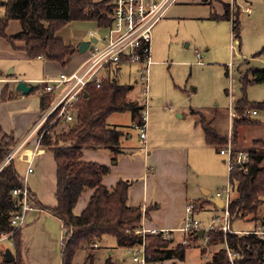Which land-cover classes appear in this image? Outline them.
<instances>
[{"label":"trees","instance_id":"trees-1","mask_svg":"<svg viewBox=\"0 0 264 264\" xmlns=\"http://www.w3.org/2000/svg\"><path fill=\"white\" fill-rule=\"evenodd\" d=\"M4 16L0 17V35L7 36L11 21L21 24V31L9 38L13 43L20 42L31 58H43L65 67L76 53L78 47L66 44L57 33L74 21H94L99 28H107L112 23V0H1ZM211 20H227L232 23V31L238 37L240 20L238 12L231 4H224V13H212ZM264 52V49L263 51ZM244 96L237 102L232 117L233 135L231 138L221 136L211 121H207L201 112L193 111L198 116L197 124L201 126L205 142L216 145L219 151L229 143L236 142L238 129L256 121L243 114L249 109L264 110V102L251 103L246 98V89L252 84L264 83V69L251 67L240 78ZM31 86V85H30ZM32 86L30 94L40 91ZM131 86L120 83L119 79H106L100 87L90 85L77 104L75 119L70 124L57 122L49 129L39 143V148L51 152L56 163L57 205L44 206L29 189V201L34 208L48 212L58 218L63 225V244L61 264H118L109 255L104 262H98L96 250L104 237L116 239L119 249H132L141 245L143 238L136 233L142 217L141 207L129 204L130 188L134 181L120 179L112 188L103 184L110 174L111 166L83 159L85 150H106L112 153V164L124 153L122 139L126 132L107 123L114 113L130 112L134 123L141 124L143 116L140 102L130 98ZM29 94V95H30ZM7 83L1 90L0 102L17 99ZM54 93L40 91V109L43 114L53 103ZM19 140L13 133H7L0 124V235L11 234L14 243L13 262H7L6 253H1L0 264H26L23 255L22 228H15L11 219L20 212L23 205L21 195L14 190L24 187V179L19 175L16 158L7 162L8 155L18 146ZM262 145L259 142L256 143ZM257 149V147H256ZM251 150V171L248 174L235 169L229 174L230 182L236 186L237 196L228 207L233 221L254 215L259 219L260 209L264 205V150ZM93 191L86 208L77 214L76 207L81 197ZM196 211L212 207L220 211L207 196L193 201ZM147 216L149 210L147 209ZM264 227V222H263ZM195 232L185 237L186 243H174L171 235L162 233L146 236L147 252L152 261L159 264L166 258L185 259L186 252L197 238ZM206 245L201 253L205 255L207 247L214 249L212 258L203 264H264V239L255 235L225 234L219 230H210L203 237ZM97 245V246H96ZM96 246V247H95ZM80 251L85 252L82 261L77 260ZM229 252L238 256L233 260Z\"/></svg>","mask_w":264,"mask_h":264},{"label":"rangeland","instance_id":"rangeland-1","mask_svg":"<svg viewBox=\"0 0 264 264\" xmlns=\"http://www.w3.org/2000/svg\"><path fill=\"white\" fill-rule=\"evenodd\" d=\"M211 1L212 5H191L194 8L182 18H170L157 23L152 35L150 100L147 118L149 130L147 132L148 136L162 135L161 128L158 125L154 127V117L156 122H160L162 128H169L174 123L170 131L172 133L166 134L167 138L164 141L168 143V147L178 146L180 154L186 160L187 182L185 185L191 201L204 197L203 189L210 191L209 197H216L217 192L227 188L230 189L231 200L238 194L236 186L229 180L228 166L223 162L226 158L220 154L218 146L205 142L201 126L197 124L199 118L193 114V111L201 112L207 121L212 122L221 136L231 138L235 106L244 96L243 85L240 82L242 73L251 67L264 68V52H262L264 49V0ZM225 3L231 4L233 10L238 12L240 20L238 37L233 33L230 21H214L209 18L210 8L212 11L222 13ZM3 16L4 9L0 0V17ZM20 30L21 24L18 21H11L6 32L7 36L0 35V79L6 81L16 78L18 81H24L42 89L43 85L39 81L47 75V72H44V63L54 65L59 73L75 72L92 55L88 49L81 53L80 44L91 40L89 32H94L96 36L101 33L97 24L89 20L74 21L62 28L57 36L66 44L78 47L70 62L62 67L55 62L39 60L41 57H29L28 53L20 47V42L13 43L9 40L8 37L17 34ZM136 68L134 65L126 66L119 74L120 83L133 86L130 94L132 99L138 97V90L144 86L143 75ZM11 72L12 75H10ZM6 83L0 81V89ZM137 86L140 88L138 89ZM63 88L59 91H63ZM40 91L28 94L31 104L28 111H41ZM246 98L251 103L264 102V83L249 85L246 89ZM250 111L252 112L253 109ZM3 112L8 113V111ZM245 113L244 117H246ZM178 115L184 117L179 118ZM250 118L256 122L238 129L236 142L232 144L236 150L251 151L256 147L264 150V110H257V114H251ZM107 123L122 128L126 134H132L133 142L138 148L142 149L145 146L143 142L140 143V131L131 128L130 112L114 113L108 118ZM179 130L187 134L180 138L177 134ZM259 142L262 145L257 146L256 143L259 144ZM19 154L16 159L19 158ZM16 166L20 173H23L26 168L24 163L16 162ZM89 195V193L83 195L79 202L80 207L85 205ZM223 200L226 201V193L223 195ZM80 209L78 206L77 210ZM259 213V219L254 215H247L243 219L234 221L233 228L238 231L260 229L262 218H264V205ZM52 220L55 221L53 218ZM50 227L55 228V225L51 223ZM58 227L56 224V229ZM175 235L172 236L174 243L170 246L181 243L184 237L189 236L182 232H175ZM50 240L51 236L44 235L31 245L38 259L45 260V255L54 250L55 260L59 258L56 250L60 248V238L58 244H55V249L52 246L50 249L46 248ZM204 242L203 238L194 241L186 252L185 259L174 256L164 259L159 264H203L211 260L214 250L207 247L205 255H202L201 249ZM98 244L96 250L98 262H104L110 252L114 251L112 257L118 264H132L131 255L126 250L117 248L114 237L106 236ZM2 249L10 251L12 247L5 242L2 244ZM84 257L85 252L80 251L77 260L80 262ZM53 263L46 262V264Z\"/></svg>","mask_w":264,"mask_h":264},{"label":"crops","instance_id":"crops-1","mask_svg":"<svg viewBox=\"0 0 264 264\" xmlns=\"http://www.w3.org/2000/svg\"><path fill=\"white\" fill-rule=\"evenodd\" d=\"M195 4L212 5V1L178 0L158 23L165 19L184 17L186 13H190V9L194 8L191 7V5ZM212 13L219 15L223 14L224 6L222 13L212 11L210 8L209 15L211 16ZM166 21L168 22V20ZM155 26H157V24ZM39 60L44 59L40 58ZM53 71H56L54 65L44 63V72H47L45 78L54 77L62 73ZM4 82L9 83L14 91H18L16 85L19 81L16 78L2 81V83ZM128 85L131 86V94L133 86L131 84ZM4 86L1 87L0 94ZM137 87L138 89L140 88V86ZM28 96L29 95H24L19 92L17 99L9 102H0V124L7 133H13L15 135L19 140L18 146L23 145L16 162L26 164V168L23 173H20L17 169L19 175L27 182L31 192L38 197L44 206L55 207L57 205V200L55 197L56 163L54 156L51 152L39 148L36 137L33 136L26 141L42 115L41 111L27 110L31 105ZM135 98V100L139 101L137 96ZM3 111H8V113H4ZM182 117L184 116H179V118ZM155 119L156 117H154V127L158 125L161 128L162 135L159 134L156 137L149 135L146 147L143 146L141 149L135 146L133 135L128 133L127 136L122 139V149L124 153L118 156V160L115 164H112L111 161L112 153L106 150H85L83 159L85 161H94L111 166L110 174L107 175L103 181V184L108 188H112L120 179L133 180L134 183L129 193V204L132 207L146 208V215L147 209L149 210L147 226L150 229L172 230L181 225L186 204L193 201L189 199L188 189L185 185L187 182L186 160L184 156L180 154V149L177 148L178 146L168 147V143L164 141V139L167 138L166 134L172 133L170 131L173 129L174 123L169 128H162L160 122H156ZM133 123L132 120V124ZM181 130L177 131L180 138L182 135L187 134L185 132L181 133ZM24 141L26 142L24 143ZM141 142L143 141L140 139V143ZM143 144L145 145L144 142ZM223 162L225 163V161ZM29 167H32V173H27ZM205 190L206 189H203V191ZM86 193L90 195L87 197L85 205H82V207L79 205L82 199L79 200L77 207L79 206V209H81L78 211L76 207L75 212L77 214H80L86 208L93 191H88ZM81 198H83V196ZM215 213L212 207H208L204 211H200V217L202 216V218L206 220L211 218ZM52 218L55 221H53ZM51 223L55 225V228L50 227ZM56 224L59 226L58 229H56ZM22 229L23 255L26 264H46V262L61 264L60 254L63 244V225L58 218L48 212L34 209L28 213L26 224ZM44 235L51 236V240L48 243L49 245L46 246L47 249H50V246L55 249V244H58V239L60 238V248L56 250L59 257L57 260H55L53 256L55 250L53 252H48V254L45 255V260L42 261L36 257L35 251L31 248V245L41 237H44ZM172 236H176L175 232L172 233ZM183 239H185V237ZM113 250L115 249L113 248ZM110 255H114V251L110 252Z\"/></svg>","mask_w":264,"mask_h":264},{"label":"built area","instance_id":"built-area-1","mask_svg":"<svg viewBox=\"0 0 264 264\" xmlns=\"http://www.w3.org/2000/svg\"><path fill=\"white\" fill-rule=\"evenodd\" d=\"M177 1L113 0L111 25L107 28H99L101 33L97 36L94 32H89L91 40L88 50L92 54L90 59L71 74L61 73L39 81L43 85L42 92L54 93L55 99L41 115L40 120L34 126L26 141L34 136L39 146L41 139L48 133L52 125L57 122L72 123L77 113V104L90 85L100 87L106 79H117L125 66L134 65L137 69L139 68V73L143 75L144 86L139 89L138 93L139 102L142 106L143 122L141 124L133 123L132 128L140 131L139 137L146 147L153 29ZM93 39H96V42H93ZM0 81L3 80L0 79ZM62 88L63 91H59ZM247 111L245 116L250 117L251 114H257V110L251 112L249 109ZM22 146H17L8 155L7 162L18 156ZM256 151H259V149H256ZM220 154L226 158L225 163L228 166L229 174L237 168L245 174L250 173L252 161L250 151L236 150L229 143L227 147L220 150ZM32 172V167H29L27 173ZM229 192L230 189L227 188L216 193V197L213 198L221 200H223V195L226 193V201L223 200L224 207L206 220L200 218V212L196 211L195 204L188 202L181 225L172 230L150 229L147 226L146 208H143L141 222L136 230V233L142 236L143 241L139 246L126 249V252L131 255L132 264H157L148 256L146 243L148 234L162 233L164 237H169L173 232H182L189 235L200 230H204L205 233L210 230H219L225 234L255 235L260 239H264V218H262L261 228L258 230L238 231L233 228L234 221L228 207L232 201ZM14 194L21 195L23 205L20 212L11 219V223L15 228H22L26 224L28 213L36 208L29 201V187L25 180L24 187L20 190H14ZM11 236V234L0 235V254L8 251L2 249V244L5 242H8L13 248L14 243ZM182 243H186L185 240ZM204 243L206 245V241ZM229 256L233 260L238 255L229 252ZM231 264L234 263L231 262Z\"/></svg>","mask_w":264,"mask_h":264},{"label":"water","instance_id":"water-1","mask_svg":"<svg viewBox=\"0 0 264 264\" xmlns=\"http://www.w3.org/2000/svg\"><path fill=\"white\" fill-rule=\"evenodd\" d=\"M93 42H96V39H93ZM89 44H90V41L82 42L80 44V47H79L80 52L84 53L88 49ZM10 75H12V72L10 73ZM16 89L18 91H20L21 93H23L24 95H28V94H30V92L32 90V86H30L28 83H26L24 81H19L16 85ZM84 96L87 97V93H85ZM203 193L207 197H209V195H210L209 190H205V191H203ZM209 200L213 205L217 206L219 209H222L224 207V201L221 199H214V198L209 197ZM204 236H205L204 230H200L196 234L197 238H203ZM6 258H7V262H9V263L13 262L14 257L12 255L11 251L8 250L6 252Z\"/></svg>","mask_w":264,"mask_h":264}]
</instances>
